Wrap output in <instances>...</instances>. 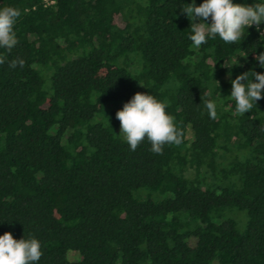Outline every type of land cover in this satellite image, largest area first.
Returning <instances> with one entry per match:
<instances>
[{"label":"trees","instance_id":"trees-1","mask_svg":"<svg viewBox=\"0 0 264 264\" xmlns=\"http://www.w3.org/2000/svg\"><path fill=\"white\" fill-rule=\"evenodd\" d=\"M191 3L0 0L22 13L0 48V236L37 239L35 264H264V99L240 116L230 98L264 74V23L196 48ZM138 92L166 102L179 145L130 150L109 106Z\"/></svg>","mask_w":264,"mask_h":264},{"label":"clouds","instance_id":"clouds-1","mask_svg":"<svg viewBox=\"0 0 264 264\" xmlns=\"http://www.w3.org/2000/svg\"><path fill=\"white\" fill-rule=\"evenodd\" d=\"M180 11L186 14L190 22L189 39L196 48L206 44L209 38L215 39L217 36L225 43L240 42L246 35L245 29L252 25L259 28L264 23V4L260 3L248 6L233 3V0H203L197 6L195 0H192L191 4H184ZM21 14L20 9L12 6L0 9V48L11 51L18 44L14 26ZM209 18L210 25L204 22ZM255 59L264 68V52ZM4 62L5 59L0 58V64ZM24 64L23 59L17 58L10 62L9 67L15 69ZM251 75V80L248 72L231 81L230 98L235 101L236 115L243 116L252 110L257 101L264 99V74L252 71ZM211 92L212 89L204 92L201 99L207 114L215 120L216 102L207 98ZM166 108V102L157 100L153 95L138 92L124 104L122 110L117 111L119 135L130 146L131 151H135L145 138L155 154H162L166 144L179 145L182 142L183 133L176 127L174 117L166 112ZM41 256V244L35 238L16 240L8 232L0 236V264H35Z\"/></svg>","mask_w":264,"mask_h":264},{"label":"rangeland","instance_id":"rangeland-1","mask_svg":"<svg viewBox=\"0 0 264 264\" xmlns=\"http://www.w3.org/2000/svg\"><path fill=\"white\" fill-rule=\"evenodd\" d=\"M123 106H124V103H118L116 106H115V104H111L109 107H110V109H112V108L115 109V108H116L117 111H119V110H122ZM189 132H190V130H189ZM188 137H190L189 134H188ZM230 215H231V216H232V215L242 216V217H244V221H245V215H244L243 212H240V211H237V210H232L231 213H230ZM239 225H240V223H239ZM239 225H238V226H239ZM241 227H242V226H241Z\"/></svg>","mask_w":264,"mask_h":264},{"label":"built area","instance_id":"built-area-1","mask_svg":"<svg viewBox=\"0 0 264 264\" xmlns=\"http://www.w3.org/2000/svg\"><path fill=\"white\" fill-rule=\"evenodd\" d=\"M55 0H44V3L46 5H52L54 4ZM261 34L264 35V27L261 29Z\"/></svg>","mask_w":264,"mask_h":264}]
</instances>
